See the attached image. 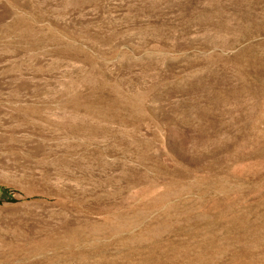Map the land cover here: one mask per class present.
Returning a JSON list of instances; mask_svg holds the SVG:
<instances>
[{
	"label": "rangeland",
	"instance_id": "1",
	"mask_svg": "<svg viewBox=\"0 0 264 264\" xmlns=\"http://www.w3.org/2000/svg\"><path fill=\"white\" fill-rule=\"evenodd\" d=\"M0 264H264V0H0Z\"/></svg>",
	"mask_w": 264,
	"mask_h": 264
}]
</instances>
